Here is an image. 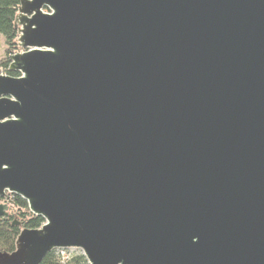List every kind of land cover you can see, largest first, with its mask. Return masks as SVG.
<instances>
[{"label":"water","instance_id":"1","mask_svg":"<svg viewBox=\"0 0 264 264\" xmlns=\"http://www.w3.org/2000/svg\"><path fill=\"white\" fill-rule=\"evenodd\" d=\"M14 28L0 200L45 222L0 264H264V0H22Z\"/></svg>","mask_w":264,"mask_h":264},{"label":"trees","instance_id":"2","mask_svg":"<svg viewBox=\"0 0 264 264\" xmlns=\"http://www.w3.org/2000/svg\"><path fill=\"white\" fill-rule=\"evenodd\" d=\"M22 0H0V44L5 48L4 58L0 61V70L10 77H19L16 72L9 71V58L21 52L17 43V31L14 28L18 7ZM2 39V40H1ZM12 207L16 209L19 221L10 215L6 221L0 220V253L11 254L15 251L16 240L24 229H39L43 224V218L33 215L28 208L26 201L16 195H9ZM17 222V225H13ZM40 264H88L80 251H75L68 260L57 252L53 251L45 256Z\"/></svg>","mask_w":264,"mask_h":264},{"label":"rangeland","instance_id":"3","mask_svg":"<svg viewBox=\"0 0 264 264\" xmlns=\"http://www.w3.org/2000/svg\"><path fill=\"white\" fill-rule=\"evenodd\" d=\"M2 40V39H1ZM5 48L3 47L2 44H0V61L4 58L5 54H4ZM22 51V50H21ZM19 53V52H18ZM10 200H6L5 202L1 203V204H7ZM9 214L15 217V220L20 219V217L18 216V213L16 211V209H14L13 207L9 208Z\"/></svg>","mask_w":264,"mask_h":264},{"label":"built area","instance_id":"4","mask_svg":"<svg viewBox=\"0 0 264 264\" xmlns=\"http://www.w3.org/2000/svg\"><path fill=\"white\" fill-rule=\"evenodd\" d=\"M0 75H5L3 72L0 70ZM65 260H68L70 258V255L79 250H74V249H69V250H56Z\"/></svg>","mask_w":264,"mask_h":264},{"label":"flooded vegetation","instance_id":"5","mask_svg":"<svg viewBox=\"0 0 264 264\" xmlns=\"http://www.w3.org/2000/svg\"><path fill=\"white\" fill-rule=\"evenodd\" d=\"M5 201H6V199H1L0 200V204L3 203V202H5Z\"/></svg>","mask_w":264,"mask_h":264}]
</instances>
